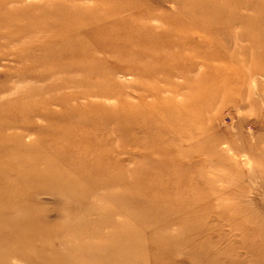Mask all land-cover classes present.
I'll list each match as a JSON object with an SVG mask.
<instances>
[{
  "label": "rangeland",
  "instance_id": "374dc122",
  "mask_svg": "<svg viewBox=\"0 0 264 264\" xmlns=\"http://www.w3.org/2000/svg\"><path fill=\"white\" fill-rule=\"evenodd\" d=\"M0 179V264H264V0H0Z\"/></svg>",
  "mask_w": 264,
  "mask_h": 264
},
{
  "label": "bare ground",
  "instance_id": "6f19581e",
  "mask_svg": "<svg viewBox=\"0 0 264 264\" xmlns=\"http://www.w3.org/2000/svg\"><path fill=\"white\" fill-rule=\"evenodd\" d=\"M52 22V21H51ZM66 48V47H65ZM2 180V179H0ZM7 181V180H5ZM5 181H2V188L4 189V191H6L9 187L7 184H5ZM5 184V186H4ZM2 192V191H0ZM2 193H0L1 196ZM119 195V194H118ZM3 196V195H2ZM123 202V201H122ZM126 203V202H125ZM128 203V202H127ZM123 205V204H122ZM8 214V212L5 214V212H1L0 211V229H4V228H15V221L14 220H8L5 217ZM122 216V215H121ZM124 217V216H123ZM154 219V218H153ZM117 221V220H116ZM129 224V223H128ZM125 226V225H124ZM13 231V230H12ZM126 231V230H125ZM19 236V234H18ZM17 236V237H18ZM19 238V237H18ZM18 238H16L15 240H17ZM111 239V238H110ZM15 240L11 239L10 241L14 242ZM0 242H4V239L0 240ZM86 249H84L83 251L80 252L78 257L72 258V257H68L67 260L65 259H60V261L55 262V264H94V261L92 259V257L96 256V254L94 253V251H92L90 248L87 247V245L84 246ZM23 253V252H22ZM25 255V254H24ZM100 256L102 257V254H100ZM87 260H83L85 258ZM46 260V259H45ZM47 264H51L49 263V261H46Z\"/></svg>",
  "mask_w": 264,
  "mask_h": 264
}]
</instances>
